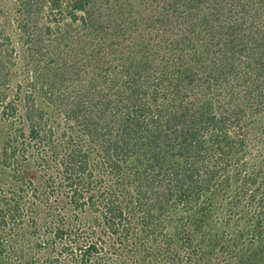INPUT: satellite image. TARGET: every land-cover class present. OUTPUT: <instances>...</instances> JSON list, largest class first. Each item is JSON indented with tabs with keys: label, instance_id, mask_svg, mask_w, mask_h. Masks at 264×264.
Returning <instances> with one entry per match:
<instances>
[{
	"label": "trees",
	"instance_id": "16d2710c",
	"mask_svg": "<svg viewBox=\"0 0 264 264\" xmlns=\"http://www.w3.org/2000/svg\"><path fill=\"white\" fill-rule=\"evenodd\" d=\"M127 1L19 0L17 27L0 20V101L23 69L34 75L28 95L16 82L27 127L3 143V164L54 144L56 125L64 137L74 131L56 172L69 182L79 173L110 182L90 199L104 205L112 233L127 230L118 241L138 229L141 245L186 211L204 222L231 180L238 183L235 206L264 214V0ZM127 34L138 42L124 44ZM14 41L21 48L15 56ZM7 42L11 56L2 48ZM51 106H65V116L48 119ZM16 142L22 147L10 145ZM55 182L45 181L43 197L55 194L47 191ZM175 205L182 207L176 219ZM72 232L59 227L54 237ZM100 246L80 247L83 263L97 264Z\"/></svg>",
	"mask_w": 264,
	"mask_h": 264
},
{
	"label": "rangeland",
	"instance_id": "374dc122",
	"mask_svg": "<svg viewBox=\"0 0 264 264\" xmlns=\"http://www.w3.org/2000/svg\"><path fill=\"white\" fill-rule=\"evenodd\" d=\"M122 1L128 4L127 0ZM18 8L19 0H0L1 24H11L16 28L17 20L22 17ZM132 38V35L127 34L124 44L138 42L137 38ZM121 40L122 38L119 41ZM15 42L12 44L13 47L17 46L14 56L21 52L18 46L20 44ZM9 44L7 42L2 48L11 56L12 47ZM48 56L46 55L45 62L49 61ZM19 69L14 67L12 71L19 73ZM30 69H23L17 76L18 81L15 77L9 78L12 80L3 90L5 99L0 101V221H4L2 213L5 217V224L0 226V264H86L82 261L79 248L87 242H98L101 245L97 264H118L123 261L124 264H248L253 259H256L255 264H264V214H260L258 208L246 207L241 211V205L235 206L236 199L233 196L238 189L235 180H231L228 193L220 191L224 200H220L221 203L204 222L196 221L198 216H193L192 210L190 217H193L190 220L186 211L182 222H163L155 235L148 236L145 243L139 245V238L136 236L138 229L129 233L127 241H118L126 236L127 230L120 225L117 233H112L107 219L110 216L103 214L104 205L100 202L99 205L92 206L90 198L109 188L108 180L101 183L98 173L93 179L86 178V173H79L74 174L69 182L56 172L63 171L66 152L61 153L62 144L69 142V137L75 135L74 131L69 130V137H64L60 135V129L56 125L54 131L52 129L51 141L54 142L51 143L54 144L42 146L40 152L34 147L31 154L28 151L24 154L17 153V163L12 156L8 159L11 164H3L2 159L6 157L3 143L8 138L12 142L17 136V129L24 128V124L27 127V110L20 103L22 98L18 99L14 91L16 82L23 85L22 96L34 89L31 87L33 69ZM39 85L37 90H40ZM12 101L18 109L13 115L9 108ZM45 101L43 98L38 103ZM27 102L26 100L25 104ZM63 110L65 106L61 109L53 106L52 109H47V118L50 119L51 115L54 118L58 113L61 118L65 116ZM59 116L56 124L60 121ZM70 125H75V120H71ZM75 128L80 129L76 125ZM10 145L18 149L22 147V143L19 145L17 142ZM7 152L11 155V151ZM49 177L56 180L55 186L47 190L55 192L50 198L48 193L43 197L44 190L40 189ZM31 181L34 185H30ZM61 182L64 186L59 188ZM35 187L39 191L34 192ZM126 203V200H120L121 209H125ZM173 208L172 215L176 219L182 207L175 205ZM125 215L128 216V212ZM257 220L263 224L256 227ZM59 227L72 229L73 232L63 239H55V231ZM252 227L256 230L255 237L250 232ZM232 237L241 240L234 242Z\"/></svg>",
	"mask_w": 264,
	"mask_h": 264
}]
</instances>
